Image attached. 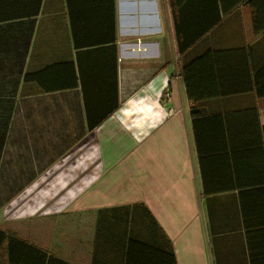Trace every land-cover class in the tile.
I'll list each match as a JSON object with an SVG mask.
<instances>
[{
	"label": "crops",
	"instance_id": "obj_1",
	"mask_svg": "<svg viewBox=\"0 0 264 264\" xmlns=\"http://www.w3.org/2000/svg\"><path fill=\"white\" fill-rule=\"evenodd\" d=\"M251 3L0 0V231L69 264H125L128 237L154 264H264V226L239 204L264 221ZM217 16L178 52L176 29ZM207 51L191 100L182 69Z\"/></svg>",
	"mask_w": 264,
	"mask_h": 264
},
{
	"label": "trees",
	"instance_id": "obj_2",
	"mask_svg": "<svg viewBox=\"0 0 264 264\" xmlns=\"http://www.w3.org/2000/svg\"><path fill=\"white\" fill-rule=\"evenodd\" d=\"M258 0H251V7L255 9V3ZM257 9V7H256ZM259 9V8H258ZM224 12H227L228 8L223 9ZM261 10V9H260ZM256 10V14L253 16V27L257 33H264V13H261ZM220 17L212 18L206 26H204L205 31H197L195 33L189 34L188 32L180 31L176 29V38L178 41V52H183L188 48V46L200 38L210 26H213ZM182 34V35H179ZM217 51H207L199 58L193 60L190 64L185 66L182 69V76L186 85L188 86V97L191 100H198L202 98L204 95L195 96L190 88V78L194 75V73L202 74L203 71H206V67L204 66L208 60L212 59L213 55L216 54ZM262 195V199H264V190L260 191ZM248 194L245 192L239 193V204L241 216L244 222V226L247 227H255L264 226L263 222H258V224H249V218L254 215L252 209L246 202ZM261 209H259L260 211ZM262 214L264 215V208ZM262 216L261 214H258ZM257 215V216H258ZM153 251H159V249L154 248L146 243L136 240L133 237H128L126 242V255H125V264H154L152 260ZM164 253V252H163ZM167 256V264H176V259L174 254L164 253ZM5 257V259H4ZM170 257V260H169ZM69 264L64 262L63 260L54 257L46 253L45 251L36 248L20 239L8 235L5 232L0 231V264Z\"/></svg>",
	"mask_w": 264,
	"mask_h": 264
},
{
	"label": "rangeland",
	"instance_id": "obj_3",
	"mask_svg": "<svg viewBox=\"0 0 264 264\" xmlns=\"http://www.w3.org/2000/svg\"><path fill=\"white\" fill-rule=\"evenodd\" d=\"M132 96H134V95L131 94L129 97H127V98H128L127 100H129L130 98H132ZM133 98H134V97H133ZM133 98H132V99H133ZM132 99H131V100H132ZM169 99H170L169 95H168L167 93L164 94V95L161 97L160 104H161V102H163L164 105H165V107H166V104H167V102L169 101ZM163 103H162V104H163ZM166 109H167L166 111H167V114H168V115L171 116L172 114H174V111H173V110H171V109H169V108H166ZM78 211H80V210H78Z\"/></svg>",
	"mask_w": 264,
	"mask_h": 264
},
{
	"label": "bare ground",
	"instance_id": "obj_4",
	"mask_svg": "<svg viewBox=\"0 0 264 264\" xmlns=\"http://www.w3.org/2000/svg\"><path fill=\"white\" fill-rule=\"evenodd\" d=\"M153 108H154V107H153ZM153 110H154V109H153ZM145 112H146V111H145ZM131 125H132V124H131ZM132 126H133V127H132ZM132 126H131V128H134V127H136V126H134V125H132ZM129 127H130V125H129Z\"/></svg>",
	"mask_w": 264,
	"mask_h": 264
},
{
	"label": "built area",
	"instance_id": "obj_5",
	"mask_svg": "<svg viewBox=\"0 0 264 264\" xmlns=\"http://www.w3.org/2000/svg\"><path fill=\"white\" fill-rule=\"evenodd\" d=\"M168 94V93H167Z\"/></svg>",
	"mask_w": 264,
	"mask_h": 264
}]
</instances>
